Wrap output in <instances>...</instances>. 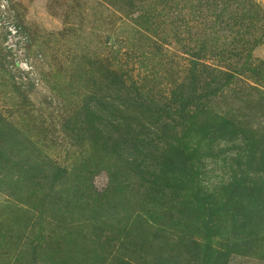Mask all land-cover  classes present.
I'll list each match as a JSON object with an SVG mask.
<instances>
[{
  "label": "rangeland",
  "instance_id": "obj_1",
  "mask_svg": "<svg viewBox=\"0 0 264 264\" xmlns=\"http://www.w3.org/2000/svg\"><path fill=\"white\" fill-rule=\"evenodd\" d=\"M223 119L251 153L246 133L182 139ZM138 122L198 144L215 203L232 180L254 189L244 226L210 219L225 264H264V0H0V264L203 263L192 212L134 165L156 174L166 149L136 154Z\"/></svg>",
  "mask_w": 264,
  "mask_h": 264
},
{
  "label": "trees",
  "instance_id": "obj_2",
  "mask_svg": "<svg viewBox=\"0 0 264 264\" xmlns=\"http://www.w3.org/2000/svg\"><path fill=\"white\" fill-rule=\"evenodd\" d=\"M139 123V122H138ZM144 125L138 124L137 130H133L125 134L130 137V141L134 142V148L137 149L136 154L141 153L140 149L145 148V145L152 144L157 142L163 144V149L160 155L157 158L158 172L156 174L148 173V166H143V160L138 158V162L135 167L146 173L148 176H151L153 182H151L152 187L156 188V195L160 194V191H165L164 194L158 196L159 200L166 198V193L169 194L168 200L173 204V208L176 210L186 209L189 212H192V216L195 220L194 229L200 230L199 238H201L202 243L197 240L191 241V244L194 246V249H200L202 252L201 258L203 259L202 264H225V260L229 254L235 252L233 248L223 249L224 245L215 244L214 237L217 235L216 231L218 229L215 221H212L210 218L213 216H218L221 219V216L227 217V221L230 222L231 227H235L238 223L239 226H244L246 223V217L251 213L252 209L255 213L257 208V213L261 212V202L259 199H256L257 202H254L250 197L258 196L251 186L245 185L242 181H230L227 184L220 187L217 201L214 202L213 198L216 195L204 194L199 188L198 181L196 180L195 164L191 159L192 153L197 152L196 145L193 148L185 147L187 142L177 141V145L173 144L174 137L168 134H163L158 130H147L144 131ZM191 132H186L182 135V139H189L193 135H201V138L204 141H209L210 138L214 140H223V141H236L238 137L243 138L246 142V147L243 150L248 153L252 152V149L257 145L256 141L253 139V135L250 132H245L235 127V125L228 120H221L220 122H205V123H192L189 127ZM98 133V134H96ZM240 133V135H238ZM98 137H100L99 132H95ZM251 135V136H250ZM250 136V138L248 137ZM97 137V136H96ZM169 139H172L170 141ZM176 140V139H175ZM171 143H170V142ZM193 144V142H192ZM113 150L120 151L121 149L127 148L125 144L120 142H115L111 146ZM249 155L248 157H250ZM247 157V158H248ZM264 165V163H263ZM264 171V169H260ZM62 169H56L55 177H59L62 173ZM216 199V198H215ZM264 204V203H263ZM209 205L216 206L215 210L209 207ZM205 210H212L211 213H205ZM206 220H210L208 224ZM199 224V225H197ZM187 229H183L184 233H187ZM216 245V246H213ZM130 246L134 248L132 243Z\"/></svg>",
  "mask_w": 264,
  "mask_h": 264
}]
</instances>
